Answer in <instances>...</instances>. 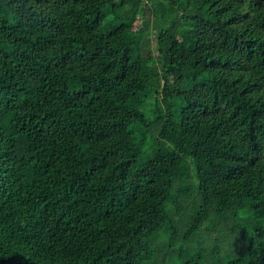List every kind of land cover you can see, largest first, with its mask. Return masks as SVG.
<instances>
[{"label":"trees","instance_id":"trees-1","mask_svg":"<svg viewBox=\"0 0 264 264\" xmlns=\"http://www.w3.org/2000/svg\"><path fill=\"white\" fill-rule=\"evenodd\" d=\"M0 264H264V0H0Z\"/></svg>","mask_w":264,"mask_h":264},{"label":"rangeland","instance_id":"rangeland-1","mask_svg":"<svg viewBox=\"0 0 264 264\" xmlns=\"http://www.w3.org/2000/svg\"><path fill=\"white\" fill-rule=\"evenodd\" d=\"M143 64L146 65V62L144 60H142Z\"/></svg>","mask_w":264,"mask_h":264}]
</instances>
